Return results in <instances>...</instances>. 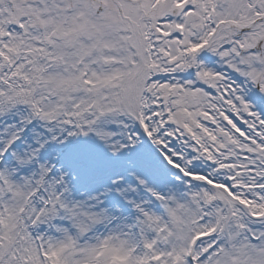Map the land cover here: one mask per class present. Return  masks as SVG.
<instances>
[{
	"label": "snow or ice",
	"instance_id": "snow-or-ice-1",
	"mask_svg": "<svg viewBox=\"0 0 264 264\" xmlns=\"http://www.w3.org/2000/svg\"><path fill=\"white\" fill-rule=\"evenodd\" d=\"M0 264H264V0H0Z\"/></svg>",
	"mask_w": 264,
	"mask_h": 264
}]
</instances>
